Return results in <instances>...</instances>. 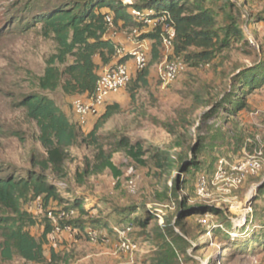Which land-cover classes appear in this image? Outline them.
<instances>
[{
    "label": "rangeland",
    "instance_id": "rangeland-1",
    "mask_svg": "<svg viewBox=\"0 0 264 264\" xmlns=\"http://www.w3.org/2000/svg\"><path fill=\"white\" fill-rule=\"evenodd\" d=\"M32 1L0 0V177L19 180L30 171L43 173L60 188L66 200L62 206L53 204L51 208H67L75 199H82L87 211V215L77 211L65 217L67 222L80 220L79 226L71 232L52 235L55 240L51 237L44 247L48 260L44 264L49 263L52 250L70 264H153L160 244L158 230L168 220L178 223L181 201L190 207H217L222 213L184 219L183 230L177 231L186 235L195 248L179 252L177 264H264V192L260 193L264 169L248 178L228 204L201 200L196 195L199 174L205 172L211 178L219 158L240 161L264 146V85L242 91L238 77L264 62V0H231L236 8H226V12L239 20L244 40L209 62H187L186 71L168 86L161 83L158 72L169 53L161 46L160 58L152 63L151 51L148 87L137 92L135 102L130 97L131 85L117 96L110 104L117 103L121 109L97 133V138L107 153L124 139L132 145L142 144L146 150L161 149L175 158L174 167L161 170L151 163L143 167L125 152H117L113 163L120 172L118 178L110 170L92 173L96 149L82 142L105 111L82 126L73 111L77 95L68 96L61 90L44 94L54 100L81 137L66 150L60 172L44 171L41 166L47 154L38 140L36 124L27 118L21 103L26 95L38 92L37 80L44 75L50 58L58 53V45L41 24L25 28L33 20L28 8ZM120 1L133 4L136 0ZM221 5L222 1H218L217 7ZM223 20L221 17L220 26ZM135 28H114L110 35L120 42L137 39ZM142 31L144 36L152 32L148 26H143ZM252 40L257 48L251 45ZM240 102L245 106L241 107ZM185 158H195L200 167L183 172L180 168ZM20 210L36 220L37 224L26 230L41 239L45 217H52L47 213L50 208L45 209L41 199L29 196L21 201ZM136 210L132 218L152 214L155 220L148 219V227L142 228L127 217ZM14 215L11 209L0 206V218ZM129 223L134 226L129 238L137 250L123 254L116 229ZM52 224L58 225L57 220ZM80 224H85L84 229ZM208 226L212 229L210 235ZM91 228L98 231L97 240L88 237L86 231ZM2 242L0 231V264H36L16 252L6 259Z\"/></svg>",
    "mask_w": 264,
    "mask_h": 264
},
{
    "label": "trees",
    "instance_id": "trees-1",
    "mask_svg": "<svg viewBox=\"0 0 264 264\" xmlns=\"http://www.w3.org/2000/svg\"><path fill=\"white\" fill-rule=\"evenodd\" d=\"M218 1H222L221 7H217ZM28 8L33 20L25 28L30 29L36 23L41 24L47 35L52 36L58 45V53L50 58L44 75L37 80L38 92L26 95L21 103L27 118L39 130L38 140L47 154L46 159L41 162L44 171L60 172L66 159V150L78 143L81 137L76 126L44 92L61 90L68 96L92 95L95 92L102 70L113 65L117 58L119 44L110 35L112 29L107 22L108 16L112 17L114 28L132 26L140 33H143L142 28L146 25L132 17V10L153 12L154 19L167 17L166 23L175 30L174 54L183 58L186 64L191 61L209 62L223 51L231 49L235 42L243 41L245 36L239 20L226 12V8H236L231 0H136L133 4H124L120 0H33ZM237 12L240 14L241 10L238 9ZM221 17L225 18L222 26L219 23ZM161 33L162 28L158 27L141 36V39H150L153 42L152 63L160 58ZM125 60L126 58L120 61ZM149 75L150 70L147 67L135 74L128 84L131 85L129 91L132 101H136L140 89L148 87ZM238 77L242 91L250 92L263 86L264 62L241 72ZM239 105L245 106L242 102ZM120 109L117 103L107 105L93 131L82 140L96 149L92 173L110 170L118 178L120 172L113 163V156L117 152H125L132 161L143 167L150 163L161 170L172 167L175 158L167 152L161 149L146 150L144 145H132L125 139L118 141L113 151L106 152L97 138V133ZM149 154L151 157L146 159ZM199 167L200 162L195 158H185L180 169L187 173L191 168ZM260 187V193L264 192V183ZM29 196L41 199L43 207L50 208L47 213L52 217H45L41 239H36L26 230L35 226L36 220L20 210L21 201ZM83 202L82 199H75L70 207L51 208L53 204L62 206L66 200L62 197L60 188L52 184L43 173L30 171L19 180L10 176L0 177V206L15 212L14 216L0 218L3 256L10 260L16 252L27 262L46 263L48 260L44 247L51 242L55 229L52 221L57 220L61 229L71 227L75 230L80 220L67 222L61 215H70V212L77 211L81 215H87ZM179 210L178 223L168 220L158 230L160 244L152 260L153 264H177L180 259L179 252L186 253L187 250L195 248L186 235L177 231L183 228V222L186 221L184 219L222 213L217 207H190L184 201L179 203ZM137 213L136 210L127 217L139 222L142 228H147L151 219L155 220L152 214L148 218H132ZM129 225L134 227L133 223ZM80 227L84 229L85 224H80ZM89 230L96 229H88L86 233ZM48 264H70V261L60 258L52 250Z\"/></svg>",
    "mask_w": 264,
    "mask_h": 264
},
{
    "label": "built area",
    "instance_id": "built-area-1",
    "mask_svg": "<svg viewBox=\"0 0 264 264\" xmlns=\"http://www.w3.org/2000/svg\"><path fill=\"white\" fill-rule=\"evenodd\" d=\"M153 12H144L132 10V17L148 26L151 31L158 27L162 28L161 44L169 53V56L163 61L159 69V80L164 86L174 83L187 69L184 59L174 54L175 30L167 22V17L163 16L157 19L152 18ZM107 22L111 29L114 24L111 16L107 17ZM137 39L131 40V45H118L116 63L105 67L97 82L96 90L92 95H82L74 98L73 111L80 125H87L93 118L98 117L105 111L117 96H119L131 82L135 74L145 70L149 64V58L152 51V44L147 39H141L142 33L134 32ZM255 48L258 44L251 41ZM126 58L124 62L121 59ZM134 66V69L130 67ZM264 169V146L254 155H248L240 161H230L226 157L219 158L214 175L210 178L205 172L200 173L196 184V195L201 200H218L221 205L230 203L237 191H239L248 178L257 175ZM74 212H70V215ZM70 215H61L66 217ZM200 223L205 224V220ZM221 229L223 225L219 226ZM207 235L211 234V227L208 226ZM64 231H73L71 227L61 229L55 226L53 236H59ZM119 235V251L123 254H130L137 250L136 244L131 242L129 234L132 231L131 226H126L117 230ZM88 237L94 241L98 238V231L89 230ZM52 236V237H53ZM52 239L55 240L53 237Z\"/></svg>",
    "mask_w": 264,
    "mask_h": 264
},
{
    "label": "crops",
    "instance_id": "crops-1",
    "mask_svg": "<svg viewBox=\"0 0 264 264\" xmlns=\"http://www.w3.org/2000/svg\"><path fill=\"white\" fill-rule=\"evenodd\" d=\"M105 12L107 11V10H104ZM112 39L116 42V43H118L119 45H126V46H129V45H131V40H128V41H125V42H120V40L119 39H116V38H114L113 36H112ZM116 63V61H114V64ZM113 64V65H114Z\"/></svg>",
    "mask_w": 264,
    "mask_h": 264
}]
</instances>
